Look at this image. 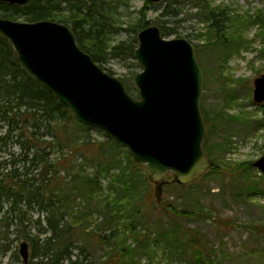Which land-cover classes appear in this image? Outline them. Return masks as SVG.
Here are the masks:
<instances>
[{
  "label": "trees",
  "instance_id": "1",
  "mask_svg": "<svg viewBox=\"0 0 264 264\" xmlns=\"http://www.w3.org/2000/svg\"><path fill=\"white\" fill-rule=\"evenodd\" d=\"M165 1L157 25L163 36L170 37L178 32L168 25L169 20L178 16L176 7L183 0ZM158 3L145 0L139 18L125 26L121 17L129 11L130 0H31L24 6L0 1V16L69 24L78 45L101 66L112 55L139 67L134 57L137 34L151 24L147 13ZM205 17H211L214 23L210 27H215L218 19L214 12L209 11ZM254 22L264 26L260 18ZM121 32H128L129 38L109 46L112 36ZM216 32L217 41L222 40L225 33L219 28ZM124 83L127 90L136 93L134 85ZM259 107L264 111V103ZM206 113L203 112L205 123ZM0 126L4 128L0 134V229H4V239L13 233L16 240L28 242L31 255L23 264H94L90 260V243L79 244L82 237L106 246L103 264H143L137 253L153 258L157 248L167 250L170 256L185 255L184 264H217V252L205 234L179 223L184 217H211L210 211L163 203V214L152 229L140 223V207L125 213L121 202L138 201L131 192L137 187L133 177L147 178L141 165L133 163L128 150L105 132L106 141L92 138V127L80 123L65 103L37 82L1 33ZM76 126L82 130L79 134ZM113 147L123 150L131 168L114 156ZM76 155L82 159L79 165L74 162ZM251 164L244 162L243 167ZM104 175L109 176L107 188L102 182ZM78 199L85 204H77ZM92 203L100 207V220H93L89 212ZM92 224L94 227L89 229ZM129 238L135 247L128 243Z\"/></svg>",
  "mask_w": 264,
  "mask_h": 264
},
{
  "label": "rangeland",
  "instance_id": "2",
  "mask_svg": "<svg viewBox=\"0 0 264 264\" xmlns=\"http://www.w3.org/2000/svg\"><path fill=\"white\" fill-rule=\"evenodd\" d=\"M144 1L130 0L129 11L121 17L123 26L139 18ZM165 4V0L159 1L156 8L147 13L151 24H157ZM176 8H179L178 16L171 17L168 25L176 28L178 34L168 38L184 37L191 41L203 69L200 109L202 116L204 111L207 112L208 118L207 123L204 121L206 134L203 150L214 168L210 167L199 178L184 186H179L175 173L169 171L164 176L166 182L161 201L157 200L155 184L147 174V178L135 175L133 178L137 187L131 192L137 195L138 201L121 202L123 210L131 214L140 207V223L152 229L163 214V203L171 202L180 209H206L211 212V217H184L179 219V223L205 234L209 245H213L217 252V264H264V173L252 164L243 167L244 162L252 163L264 154V111L259 107L263 103L259 104L253 99L254 81L264 74V26L254 22L256 18L264 22V0H183V4ZM209 11L214 12L218 19L215 27H210L214 20L205 17ZM18 20L25 21L22 18ZM218 28L225 33L220 41L216 38L219 37L216 32ZM129 36L128 32L116 34L112 36L109 46ZM102 66L129 86L137 88L135 75L142 69L140 64L137 67L131 60L109 55ZM134 92L130 93L138 97V88ZM74 129L78 134L82 131L78 126ZM3 131L4 128L0 126V134ZM104 132L92 127L90 134L102 142L107 140ZM112 150L124 166L131 168L132 164L127 162L123 150L114 147ZM57 156L58 153H55L54 157ZM81 161L79 155L74 157L76 164L79 165ZM139 165L145 172V165ZM84 169L93 172L91 167L85 166ZM108 177H102L105 188L109 184ZM139 199H144V203ZM76 203L85 204L79 199ZM99 208L95 203L91 204L89 212L93 220L101 219ZM3 230L0 229V264H23L21 241L16 240L13 233L4 239ZM80 239V245L90 243V260L94 264H103L106 246L89 238ZM128 243L136 246L131 238ZM30 251L29 247V258ZM137 255L143 264H184L186 259L183 254L170 256L167 250L161 248H157L153 258L146 253Z\"/></svg>",
  "mask_w": 264,
  "mask_h": 264
},
{
  "label": "water",
  "instance_id": "3",
  "mask_svg": "<svg viewBox=\"0 0 264 264\" xmlns=\"http://www.w3.org/2000/svg\"><path fill=\"white\" fill-rule=\"evenodd\" d=\"M0 1L24 6L31 0ZM0 33L37 82L65 103L79 122L104 130L127 148L133 162L145 165L158 201L169 171L177 182L189 183L211 167L203 150V69L188 39L165 37L157 24L138 32L134 57L142 69L135 75V97L122 79L78 45L68 24L0 16ZM253 99L264 103V74L254 81ZM252 166L264 173V154ZM20 254L29 260L27 241L20 243Z\"/></svg>",
  "mask_w": 264,
  "mask_h": 264
},
{
  "label": "flooded vegetation",
  "instance_id": "4",
  "mask_svg": "<svg viewBox=\"0 0 264 264\" xmlns=\"http://www.w3.org/2000/svg\"><path fill=\"white\" fill-rule=\"evenodd\" d=\"M160 1H162V0H160ZM152 2V1H151ZM155 3V2H154ZM157 3V2H156ZM259 104H261V103H259Z\"/></svg>",
  "mask_w": 264,
  "mask_h": 264
}]
</instances>
